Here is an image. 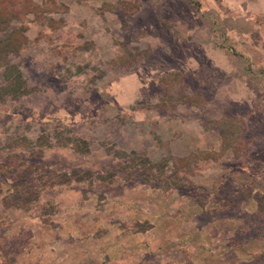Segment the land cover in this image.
Returning a JSON list of instances; mask_svg holds the SVG:
<instances>
[{"label": "rangeland", "instance_id": "374dc122", "mask_svg": "<svg viewBox=\"0 0 264 264\" xmlns=\"http://www.w3.org/2000/svg\"><path fill=\"white\" fill-rule=\"evenodd\" d=\"M3 21L29 92H0V264H264V0H0Z\"/></svg>", "mask_w": 264, "mask_h": 264}, {"label": "trees", "instance_id": "16d2710c", "mask_svg": "<svg viewBox=\"0 0 264 264\" xmlns=\"http://www.w3.org/2000/svg\"><path fill=\"white\" fill-rule=\"evenodd\" d=\"M3 23L5 26H7L6 28L8 30L7 31L8 35L4 39H0V44L4 45V47L0 46V70H2L0 72V76H1L2 81L4 82V85L0 87V92L5 95L11 96L13 99H17L24 95H27L29 91L27 89L26 82L23 79V76H22V73L19 67L14 64L6 63V56L7 54H11L12 52L16 53V51H19L22 48V45L24 44L26 39L23 35L22 28L12 29L11 26L8 24V21L7 23L3 21ZM90 175L89 176L86 175V177H84L83 175H80L76 171H72L70 173H63L59 175L58 184L66 185L72 181L79 182V183H82V182L90 183L91 182ZM28 183H31V182H28ZM27 185L24 186V188L20 189V192H16V197L14 201L16 204H18L17 206H19V204L36 201L38 198L37 196H34V195L32 196L31 199L29 198L31 196V195H28V191H30V187H28ZM249 195L250 196L252 195V199L254 200V202H256L257 210L261 211V209L259 208L261 207V203L264 202V195H260V193H256V192H253V193L251 192V194H248L247 196L250 197ZM248 197H246V199ZM1 220L2 219L0 218V222ZM141 224L143 225L145 224V225H144V228L140 230L139 232H145L146 230L149 229L148 222L141 223ZM137 226L139 227L140 225L138 224ZM239 245L240 244H236V246H239ZM14 260L15 259L12 258L7 264L14 262Z\"/></svg>", "mask_w": 264, "mask_h": 264}, {"label": "crops", "instance_id": "0c3cea01", "mask_svg": "<svg viewBox=\"0 0 264 264\" xmlns=\"http://www.w3.org/2000/svg\"><path fill=\"white\" fill-rule=\"evenodd\" d=\"M149 224H151V223H149ZM152 224H153V223H152ZM152 224L149 226V229H150V230L155 229V228H154V225H152ZM150 230H147V231H145V232H149ZM225 247H226V245H225ZM27 251H28V249L26 248V249H25V252H27ZM21 254H22V253H21ZM21 254H20V256H21ZM13 256H15V258H14L15 260H14V262H12V263H10V264H22V263H23V261H22L23 258H21L20 256L17 257L16 254H14ZM27 256H28V254H27ZM25 257H26V255H25ZM25 257H24V258H25Z\"/></svg>", "mask_w": 264, "mask_h": 264}]
</instances>
